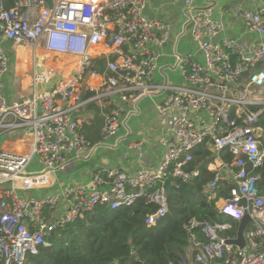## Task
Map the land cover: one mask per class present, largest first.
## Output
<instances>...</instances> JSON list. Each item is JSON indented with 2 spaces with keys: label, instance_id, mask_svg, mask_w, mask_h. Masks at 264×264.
Listing matches in <instances>:
<instances>
[{
  "label": "built area",
  "instance_id": "2783aa9c",
  "mask_svg": "<svg viewBox=\"0 0 264 264\" xmlns=\"http://www.w3.org/2000/svg\"><path fill=\"white\" fill-rule=\"evenodd\" d=\"M150 1L53 0L50 7L45 0H15L8 8L0 0V133L23 129V139L30 143L28 153L0 152V264H30L42 245L51 244L56 231L99 205L117 210L143 199L157 206L145 217L146 225H156L170 212L166 180L173 186L171 177H189L184 167L204 143L217 154L208 166L215 177L206 190L214 191L222 180L232 185L228 196L215 201L219 213L238 221L249 211L254 222L245 230L244 248L227 243L231 237L224 231L231 228L229 223L190 222L188 228L200 227L207 239L199 241L192 233L195 261L264 264V194L259 188L264 178L254 173L264 160V38L253 46L233 38L217 41L224 24L213 16V8L197 7L199 0H176L190 10L192 40L201 59L192 54L181 59L182 83H156L160 50L172 27L146 15ZM258 2L256 10L236 7L233 14L248 31L262 35L264 0ZM4 41L22 44L33 53L41 48L75 57L76 65L69 76L55 66L35 68V84L62 78L51 90L10 101L3 92L9 69ZM164 91L170 94L159 113L172 115V120L169 134L160 137L165 153L156 167L129 173L104 165L88 183L71 184L52 195L18 193L49 187L53 173L66 169L71 156L94 152L78 118L85 105H100L101 137L108 141L120 129L121 103ZM224 149L233 155L231 161L219 156ZM183 264H192L189 255Z\"/></svg>",
  "mask_w": 264,
  "mask_h": 264
},
{
  "label": "crops",
  "instance_id": "0c3cea01",
  "mask_svg": "<svg viewBox=\"0 0 264 264\" xmlns=\"http://www.w3.org/2000/svg\"><path fill=\"white\" fill-rule=\"evenodd\" d=\"M196 6H211L213 16L223 22L224 30L217 41L233 38L245 46H253L262 39L257 32L248 31L245 23L233 14V9L236 7L258 9L260 6L258 0H199ZM146 15L166 21L172 27L168 43L160 50L159 67L154 74V81L169 85L182 83L181 59L189 54H192L196 60L201 59L197 46L192 40L190 24L187 23L190 16L189 8L176 0H151ZM4 47L8 51L9 69L3 79V92L10 101H21L25 99L24 97L27 98V95H33L35 91L51 90L59 83L61 75L55 76L49 83H38L41 84L40 88L32 78L31 89L25 87L24 77L35 68L38 70V63H42L43 67L55 66L63 69L64 74L69 76L77 61L75 57L48 53L41 48L35 53L27 49L24 52L22 48L26 46L12 41H4ZM56 77L58 79H55ZM245 79L246 76L244 82ZM93 80L90 78V81ZM168 96L169 93L164 91L153 96H145L136 103L118 101L124 108L121 126L118 133L108 141H103L101 137L104 117L100 105L96 102L85 105L78 112V118L83 134L95 145L94 152L83 156H71L66 169L53 173L49 187L29 191V196L52 195L71 184L88 183L94 172L104 165L119 167L129 173H135L142 167H156L165 153L160 137L170 132L172 115L162 116L159 113V108L165 105ZM23 138L24 136L11 142H4L0 152L11 150L28 153L30 143ZM139 144L141 148L138 147ZM100 149L102 151L98 154ZM18 193L23 195L26 192L19 190ZM56 214L52 212L53 216Z\"/></svg>",
  "mask_w": 264,
  "mask_h": 264
},
{
  "label": "trees",
  "instance_id": "16d2710c",
  "mask_svg": "<svg viewBox=\"0 0 264 264\" xmlns=\"http://www.w3.org/2000/svg\"><path fill=\"white\" fill-rule=\"evenodd\" d=\"M4 2L8 8L15 4V0ZM261 148L264 150V145ZM216 155L211 146L204 143L193 152V160L184 167L189 177H171L170 212L156 225H146L145 217L157 206L143 199L132 207L117 210L99 205L84 218L56 231L51 244L42 245L39 253L30 258V264H183L189 249L193 251L192 264H198L192 233L199 241L207 239L200 227L190 230V222L229 223L231 228L224 234L231 238L237 236L239 227L237 220L219 213L215 204L220 197L229 195L231 183L222 180L214 191L206 190L215 177V172L208 166ZM219 156L224 161L233 159L228 149L222 150ZM194 171L198 174L193 175ZM254 173L264 178V160ZM259 188L264 194L263 180L259 181Z\"/></svg>",
  "mask_w": 264,
  "mask_h": 264
},
{
  "label": "water",
  "instance_id": "95a60500",
  "mask_svg": "<svg viewBox=\"0 0 264 264\" xmlns=\"http://www.w3.org/2000/svg\"><path fill=\"white\" fill-rule=\"evenodd\" d=\"M48 6L52 7L53 6V0H45ZM188 24L190 23V20L187 22ZM262 38H264V33L261 35ZM168 92V91H167ZM170 94V92H168ZM165 187L168 193H170L172 189V184H171V179H167L165 182ZM239 222V227H238V232L237 236L234 238L227 239L228 244H233L237 245L240 248H244L246 245V239H245V230L248 228V226L254 222L253 217L251 216L249 211L245 212V215L238 220Z\"/></svg>",
  "mask_w": 264,
  "mask_h": 264
},
{
  "label": "rangeland",
  "instance_id": "374dc122",
  "mask_svg": "<svg viewBox=\"0 0 264 264\" xmlns=\"http://www.w3.org/2000/svg\"><path fill=\"white\" fill-rule=\"evenodd\" d=\"M37 68H38V71H41V70H43L44 67H37ZM55 79H58V77H56ZM40 87H41V84H38V88H40ZM22 136H23V129H12V130H6V131L1 132L0 133V150H1V147H2L4 142H6V141L11 142L13 140L21 138ZM101 151L102 150L100 149L98 151V154L101 153ZM107 155H109V154H107ZM95 166H96V163H95ZM29 195H30L29 191L26 193H23V196L28 197ZM192 253H193V251L191 249L189 252V255L191 256Z\"/></svg>",
  "mask_w": 264,
  "mask_h": 264
},
{
  "label": "bare ground",
  "instance_id": "6f19581e",
  "mask_svg": "<svg viewBox=\"0 0 264 264\" xmlns=\"http://www.w3.org/2000/svg\"><path fill=\"white\" fill-rule=\"evenodd\" d=\"M23 49V51L24 52H26V48H22ZM32 64H33V62H32ZM32 78H33V70H32V72L31 73H29L28 75H26L25 77H24V82H25V87H27L28 89H31L30 87H31V84H33V82H32ZM29 95H27V97H28ZM24 98H26V97H24Z\"/></svg>",
  "mask_w": 264,
  "mask_h": 264
}]
</instances>
